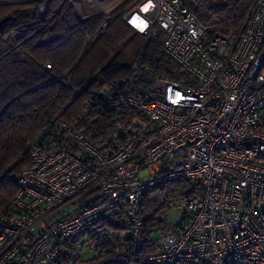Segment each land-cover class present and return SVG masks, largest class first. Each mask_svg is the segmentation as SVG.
Returning <instances> with one entry per match:
<instances>
[{"label":"built area","instance_id":"built-area-1","mask_svg":"<svg viewBox=\"0 0 264 264\" xmlns=\"http://www.w3.org/2000/svg\"><path fill=\"white\" fill-rule=\"evenodd\" d=\"M120 14L146 38L155 26L164 31L162 48L181 77L149 75L146 97L101 94L115 120L104 141L78 121L56 120L31 144L14 176L13 210L0 215V264H87L83 251L95 250L102 222L119 215L144 249L149 193L181 216L145 264H264V0L225 35L211 33L183 0H135ZM111 22L106 16L97 33ZM177 181L190 192L172 187L166 198Z\"/></svg>","mask_w":264,"mask_h":264},{"label":"trees","instance_id":"trees-1","mask_svg":"<svg viewBox=\"0 0 264 264\" xmlns=\"http://www.w3.org/2000/svg\"><path fill=\"white\" fill-rule=\"evenodd\" d=\"M131 1L135 0L121 1L108 13L83 12L81 17L72 0H0V215L13 210L14 176L28 163L31 144L46 137L56 120L78 121L77 127L95 142L104 141L115 120L104 109L101 94L138 92L146 97L149 75L181 77L162 48L160 27L146 38L122 19L120 12ZM183 1L211 33L222 35L241 27L253 3ZM106 16L112 22L98 34ZM13 30L21 36L5 39ZM135 62L139 70L132 71ZM172 187L190 192L186 182H172L165 186L166 198ZM150 195L146 194L142 210L146 247H134L119 215L102 222L105 237L87 264H145L147 254L156 248V228L165 226L156 216L163 206Z\"/></svg>","mask_w":264,"mask_h":264},{"label":"rangeland","instance_id":"rangeland-1","mask_svg":"<svg viewBox=\"0 0 264 264\" xmlns=\"http://www.w3.org/2000/svg\"><path fill=\"white\" fill-rule=\"evenodd\" d=\"M72 1H73L74 5H75L77 11H78L79 7H77L78 6L77 5V1H79V0H72ZM92 1H94V0H81L80 1L79 4H81L80 8L82 10V13L83 12L84 13L98 12L101 9L100 7L91 8L89 6V3L92 2ZM121 1H124V0H105L104 3H103L101 11L104 12V13H108V12H110L112 10V8L114 6H116ZM42 9H44V7ZM150 197H151V200L154 201V203H155V200L152 199V197H153L152 194L150 195ZM156 203H157V201H156ZM150 213H153L152 209L150 210V212L148 214H150ZM156 215H157L158 219L163 220L165 222V226H164V228H160V227L156 228L157 232H156V241H155V243L157 242V239H158V237L161 234L166 233V225L169 222L178 221L180 219L181 211L176 210L174 208H170V207H163L162 209H160L158 211V213ZM94 256H95V250L94 249H85L83 251V254H82V258H83V260L85 262H87L88 260L92 259Z\"/></svg>","mask_w":264,"mask_h":264},{"label":"water","instance_id":"water-1","mask_svg":"<svg viewBox=\"0 0 264 264\" xmlns=\"http://www.w3.org/2000/svg\"><path fill=\"white\" fill-rule=\"evenodd\" d=\"M33 1L39 2V1H42V0H33Z\"/></svg>","mask_w":264,"mask_h":264}]
</instances>
